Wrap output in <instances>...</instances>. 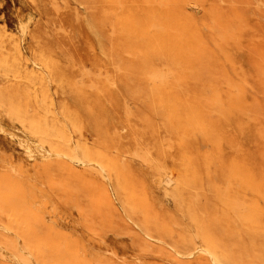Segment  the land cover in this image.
<instances>
[{
	"label": "rangeland",
	"instance_id": "1",
	"mask_svg": "<svg viewBox=\"0 0 264 264\" xmlns=\"http://www.w3.org/2000/svg\"><path fill=\"white\" fill-rule=\"evenodd\" d=\"M262 3L0 0V246L44 264H215L179 252L207 237L225 264H264ZM181 8L203 44L191 62L149 32ZM190 91L201 112L176 108Z\"/></svg>",
	"mask_w": 264,
	"mask_h": 264
},
{
	"label": "bare ground",
	"instance_id": "2",
	"mask_svg": "<svg viewBox=\"0 0 264 264\" xmlns=\"http://www.w3.org/2000/svg\"><path fill=\"white\" fill-rule=\"evenodd\" d=\"M196 1H194V2H191V3H195ZM197 3V2H196ZM239 3V2H238ZM261 3V2H260ZM56 4V3H55ZM262 5H264V3H262ZM189 6V5H188ZM200 5H198V6H196L195 5V7H199ZM189 7H191V6H189ZM202 9H203V7H201ZM198 9V8H197ZM201 11V10H200ZM182 12V13H181ZM179 13L181 14V15H183V16H181L180 17V19H181V24L178 26V25H172V26H168V23H163V21H162V19H161V22H160V28L159 27H157V25H155V27H156V29H157V31L156 30H152L151 31V29L149 30V32L151 33V36H153V38L156 40V42L160 45V46H162V47H165L166 46V44H170V43H172L173 45H176V44H178L175 48H179V50H180V56L181 55H185L186 56V60L187 61H194L196 58H198V57H201V55H202V51H203V44H202V42H201V39L198 37V34H197V31L194 29V26H193V23L191 22V18L190 17H188L187 15L185 16V14H184V12H183V9L181 8L180 10H179ZM214 13V12H213ZM165 15L167 16V15H171V13H165ZM175 14H172L171 16H169V17H173ZM220 16V15H219ZM261 17V16H260ZM212 18H214V17H212ZM29 20V19H28ZM213 20H215V19H213ZM216 21V20H215ZM151 22H155V21H151ZM214 22V21H213ZM24 25L26 24V23H23ZM150 24V23H149ZM20 26H21V24H20ZM211 27H212V25H210ZM61 29V28H60ZM26 31V30H25ZM261 32V31H260ZM262 36V35H261ZM22 38H23V35H22ZM32 60V59H31ZM190 62H189V64H190ZM34 63V62H33ZM168 64V63H167ZM167 64H163V65H167ZM77 65H78V63H77ZM118 65V64H117ZM163 65H162V67H163ZM168 66V65H167ZM72 67V66H71ZM169 68V67H168ZM172 70V69H171ZM150 73V72H149ZM172 74H173V70H172ZM2 75H3V73H2ZM7 75V74H6ZM158 75H160V74H158ZM48 76V75H47ZM166 76H168V75H166ZM166 76H164V77H166ZM158 77H161V78H156V79H158V80H160V79H162L161 81H163V76H158ZM169 77V76H168ZM20 78V77H19ZM48 78V77H47ZM167 78V77H166ZM22 79H24V78H22ZM151 79H153L152 78V75H151ZM155 79V78H154ZM176 79V78H175ZM179 80V79H178ZM50 80L48 79V82H49ZM169 81V80H168ZM167 81V82H168ZM186 81L187 82H190V81H192V79L191 78H186ZM195 81V80H194ZM246 82V81H245ZM34 83V82H33ZM116 83V82H115ZM115 83L113 84V85H115ZM241 84V83H240ZM57 85H58V83H57ZM57 85H55V86H57ZM78 85V84H77ZM34 86H35V83H34ZM59 86H61V85H59ZM242 86V85H241ZM182 87H184V86H182ZM79 88V87H78ZM238 88V87H237ZM248 88V87H247ZM207 91V90H206ZM212 91V90H211ZM238 91H240V90H238ZM54 96V95H53ZM179 97H182L181 95L179 96ZM188 99H185V100H180V99H178V102H179V106L177 107L176 106V108H182V103H184V104H186V102H187V100H189V103H190V105H189V107L191 108V109H196L197 111H199V112H201V110H203V109H205L206 107H205V105H204V103H203V98H202V96H201V94H200V92H198V91H190V92H188V97H187ZM222 98H224V97H222ZM221 97H219V98H216V100H215V103L212 105V106H214L215 104L216 105H219V106H223V105H227V106H229V108H234V106H233V103L232 102H226V101H224L223 99H222ZM228 98H230V99H232L233 98V96H231V95H228L227 96V99ZM60 99V98H59ZM224 99H226V98H224ZM58 100V99H57ZM238 100H239V104H240V99L238 98ZM219 101H221L222 102V104L219 102ZM228 101V100H227ZM206 102V101H205ZM127 103V102H126ZM174 107V106H173ZM216 111V110H215ZM189 124V123H188ZM10 126V125H9ZM9 128V127H8ZM69 129V128H68ZM21 132V131H20ZM16 133V132H15ZM27 134V133H26ZM57 134H59V133H57ZM15 135V134H14ZM16 135H18V134H16ZM20 135V134H19ZM18 138H19V136H17ZM21 137V136H20ZM29 140V139H28ZM25 142V141H24ZM41 142L42 141H40V142H26L28 145H30V146H36L37 148H40V149H42L41 147H38V146H42V144H41ZM64 142V141H63ZM41 144V145H39V144ZM26 144V145H27ZM27 145V146H28ZM35 147V148H36ZM70 147H72V146H70ZM75 147V146H74ZM37 148H36V150H37ZM40 149H38L39 151H41ZM32 151V150H31ZM74 151H77V150H73V153H74ZM38 152V151H37ZM36 151H35V153H33V152H29V153H33V154H38ZM43 152V150L40 152V153H42ZM44 154H49V151H48V153H47V151H44L43 152ZM42 153V155H44ZM54 153V152H53ZM58 153V152H57ZM56 153V154H57ZM72 153V154H73ZM55 154V153H54ZM59 154H62V153H59ZM30 155H32V154H30ZM38 155H40V154H38ZM63 155H65V154H63ZM46 156V155H45ZM74 156H75V154H74ZM74 156H73V158H74ZM76 157V156H75ZM78 157V156H77ZM76 157V158H77ZM79 157H81V156H79ZM71 158V157H70ZM79 159V158H78ZM81 160H83V159H81ZM85 161V160H84ZM83 161V162H84ZM233 161H235V160H233ZM74 162V161H73ZM238 162V161H237ZM94 163V162H93ZM98 163V162H97ZM86 164V163H85ZM95 166H97V167H99L97 164L96 165H93V169L94 170H96L95 169ZM100 168H102V167H100ZM99 168V169H100ZM241 168V167H240ZM103 169V168H102ZM187 169H188V167H187ZM242 169V168H241ZM245 169H247V167H244V169H243V172H244V170ZM101 170V169H100ZM101 171H103V170H101ZM247 172L248 171H245V173L247 174ZM253 172V171H252ZM234 173H239V169H236L235 171H234ZM249 173H251V171L249 170ZM99 174V173H98ZM102 174L104 175H106V176H108L106 173H103L102 172ZM252 174V173H251ZM102 175V176H103ZM104 175V176H105ZM168 175H170V174H168ZM243 176V175H242ZM171 177V176H170ZM180 177H182V176H180ZM252 177H253V175H252ZM240 178V177H239ZM242 180H243V178H242ZM250 183H251V185H253V183H254V179H251V181H250ZM111 184V183H110ZM248 185H249V183H248ZM250 185V186H251ZM72 188V187H71ZM251 189L252 190H254L252 187H251ZM110 192H112V191H110ZM93 197V196H92ZM93 198H95V197H93ZM96 199V198H95ZM98 202H99V198H98ZM98 204V203H97ZM255 207H257L256 206V204L254 205V208ZM258 208V207H257ZM259 209V208H258ZM123 210V209H122ZM127 214H128V216L130 217V218H132L133 216H134V214L132 213V212H128L127 211ZM91 216V215H90ZM127 216V215H126ZM127 216V217H128ZM251 220H254L255 219V217H254V214L253 215H251ZM90 219H91V217H90ZM93 220V219H92ZM102 220V219H101ZM89 221V220H88ZM89 222H92V221H89ZM135 222V221H134ZM159 224V223H158ZM4 226V225H3ZM112 227V226H111ZM2 228V227H1ZM3 228H5V227H3ZM76 229V228H75ZM12 230V229H11ZM156 230V229H155ZM58 231V230H57ZM63 231H64V229H63ZM34 232V231H33ZM50 232V231H49ZM92 232V231H91ZM146 234V233H145ZM37 235H39V234H37ZM41 235V234H40ZM78 235V234H77ZM98 236V235H97ZM146 236V235H145ZM101 238V237H100ZM152 238H154V237H152ZM155 239V238H154ZM205 244H200V243H198V242H195V241H193L192 239L191 240H188L189 242H187V243H189V247H187V249L186 250H184V251H180L179 250V252H181V253H183V254H188V255H190L191 257L195 254V253H198L200 250H204L205 252H207L208 254H209V257H211V259L214 261V263L215 264H225L224 263V259H222V257L218 254V252H217V248H216V245H213V244H211V243H209V239H207V237H205ZM100 240H102V238L100 239ZM252 240V239H251ZM254 240V239H253ZM247 241V240H246ZM72 242H74V241H72ZM255 244H256V242H254ZM1 244V243H0ZM32 244V243H31ZM20 245V244H19ZM20 246H22V244L20 245ZM120 246V245H119ZM23 248V247H22ZM22 248H20V249H22ZM253 248V247H252ZM27 249V248H26ZM86 249V248H85ZM112 249V248H111ZM255 249V248H254ZM13 250H14V252H15V249L13 248ZM143 250V249H142ZM17 251V250H16ZM30 251V250H29ZM94 251V250H93ZM134 251V250H133ZM0 252L3 254V255H5V256H8L9 257V259L11 258V257H13L12 255L13 254H11V251H10V249H8V247L7 246H0ZM115 252V251H114ZM175 252H176V250H175ZM178 252V251H177ZM177 252H176V254H177ZM17 253H22V252H17ZM16 253V254H17ZM113 253V252H112ZM119 254V253H118ZM193 254V255H192ZM249 254V253H248ZM255 254V253H254ZM178 255L179 254H177V257L175 258V259H177V258H179L178 257ZM14 256H15V254H14ZM117 256V255H116ZM133 256V255H132ZM180 256V255H179ZM0 257H1V254H0ZM37 257V256H36ZM35 256H33L32 254H28V251L27 250H25L22 254H18V256H16V257H13V258H15L16 260L14 261V262H16V261H19L21 264H44L43 262H39V260L36 258ZM114 257V256H113ZM174 257V256H173ZM183 257H184V255H183ZM187 257V256H186ZM208 257V258H209ZM13 258H12V260H13ZM181 258V257H180ZM190 258V257H189ZM94 259H96V258H94ZM160 259V258H159ZM188 259V258H187ZM113 262L115 263V261H116V259H114L113 258ZM132 261V260H131ZM179 262H182L181 260H178ZM18 262V263H19ZM133 263V262H132ZM17 264V263H16ZM49 264H51V263H49ZM80 264H82V263H80ZM83 264H84V261H83ZM129 264V263H128ZM162 264V263H161ZM179 264H182V263H179ZM239 264H254V263H248V262H242V263H239ZM257 264H261V263H257Z\"/></svg>",
	"mask_w": 264,
	"mask_h": 264
}]
</instances>
